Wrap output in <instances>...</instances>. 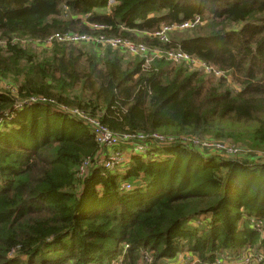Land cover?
<instances>
[{"label": "trees", "instance_id": "1", "mask_svg": "<svg viewBox=\"0 0 264 264\" xmlns=\"http://www.w3.org/2000/svg\"><path fill=\"white\" fill-rule=\"evenodd\" d=\"M113 1L107 10V0H0V78L16 86L15 96L0 91V264H146V255L157 263L183 252L212 264L247 247L264 264V238L250 225L264 221V163L178 143L132 156L118 174L97 164L90 130L61 110L116 134L212 136L264 153V0ZM197 15L209 20L205 34L144 44L186 53L221 77L91 45L39 54L13 43L67 31L141 43L131 32ZM160 152L167 158L153 161Z\"/></svg>", "mask_w": 264, "mask_h": 264}, {"label": "built area", "instance_id": "2", "mask_svg": "<svg viewBox=\"0 0 264 264\" xmlns=\"http://www.w3.org/2000/svg\"><path fill=\"white\" fill-rule=\"evenodd\" d=\"M113 0H107V10L114 5ZM64 11H67L66 7H63ZM83 20V18H80ZM203 18L201 16H194L187 21L181 23H174L171 25H164L158 31L153 33L154 40L159 43L167 44L168 36L171 32L174 31H186L193 29L202 25ZM93 30H103L102 26H90ZM41 46L52 47L55 44L59 45H91L94 49L100 54L103 53L106 49L120 51L122 53H127L132 57H139L145 60L146 63L149 62V59H166L172 61L173 63H184L188 66H193L191 69L203 70L206 73H215L220 75L219 72L215 71L211 66L206 65L205 63L183 53L181 51H165L160 49L157 46H149L144 43H136L129 39H123L119 37H107L105 35H90L82 34L78 32H56L48 36L42 41H37ZM47 47V48H49ZM197 66L200 68L197 69ZM22 107V106H20ZM19 107V108H20ZM63 110V109H61ZM69 114L73 115L81 121L93 135L94 141L99 147L100 154L97 159V164L101 165L105 170H111L114 168H121L125 156L123 155V148L128 147L132 148L138 154H145L151 145H160V146H172L175 144H182L188 147H204L214 151H231L232 149H227L222 143H212L208 141H201L197 137H182L180 141L177 142L173 137H164L158 134H116L110 131L105 126L101 125L97 119L83 115L77 110L68 111ZM89 166V163H85L79 171V175H82L86 168ZM124 190H129L130 185L128 183L121 186ZM250 225L253 228H256L261 237L264 238V221H258L255 219L250 220ZM250 250V249H249ZM165 260V259H163ZM161 260L158 263H154L150 255H146L144 261L146 264H164V261ZM179 261L180 264H199V259H196L193 256L188 255L187 259H182V256L174 259ZM173 261L171 264H174ZM263 262V255L258 254L256 256L252 255L248 249L243 251V253L236 259H232L225 256H219L215 259L214 264H260Z\"/></svg>", "mask_w": 264, "mask_h": 264}, {"label": "rangeland", "instance_id": "3", "mask_svg": "<svg viewBox=\"0 0 264 264\" xmlns=\"http://www.w3.org/2000/svg\"><path fill=\"white\" fill-rule=\"evenodd\" d=\"M98 13V12H97ZM99 13H102L99 11ZM85 18V17H84ZM208 21L207 19H204L203 18V23L202 25L198 26V27H195L193 29H190V30H186V31H174V32H171L168 36V42L169 43H172L174 41H179L180 39H184V38H189V37H193L195 35H203L205 34V31H206V27L208 25ZM164 25H161L160 28H162ZM159 28V29H160ZM158 29V30H159ZM131 35L133 36V38L135 39V41H138V42H141V43H146L145 41H147V43H150L152 40L154 41V37H153V33H141V32H131ZM4 41L0 40V46L4 45ZM13 43L14 44H18L20 45L22 48H25V49H29L30 51H36L37 53L39 54H43L44 52H49L50 51V48L49 46H41L37 41H29L28 39H25V38H14L13 39ZM151 46V45H149ZM49 47V48H47ZM158 47V46H157ZM87 48V47H86ZM35 52V53H36ZM124 59H126L125 61H130V60H133L132 57H129V56H124ZM153 59H149V62L148 64H145L146 66L150 64V62L152 61ZM168 61V60H167ZM172 62V61H170ZM173 63V62H172ZM176 64H183L185 66H187L189 68L190 71H196L195 69H191V67L193 66H188L184 63H176ZM200 68L199 66H197V69ZM198 71H201L200 69H198ZM218 77H221L223 76L222 74L220 75H217ZM217 76H215L216 78H218ZM10 78V77H9ZM227 85H229V87L233 90H237V86L234 85L232 82H231V79L230 77L228 76L227 77ZM0 91H7V92H10L12 95L15 96L16 94V86L13 84V82L9 79H2L0 78ZM63 111L65 113H69L67 110H65V108H63ZM68 115H71V114H68ZM17 115L13 116V118L11 119V121L13 119L16 118ZM73 116V115H72ZM185 138H188V137H185ZM200 139L201 141H208V142H212V143H222L223 145H225V147L227 149H232L234 150V152H231V151H225V152H221V151H214V150H210V149H207V148H204V147H191L192 149H195L197 151H199L201 154H203L204 156H209V157H214V156H218V157H221L223 159H240V160H247L251 163H254V164H262L264 163V153L263 152H260V151H256V150H251L249 147H246V146H243L239 143H236L233 139H219V138H215V137H212V136H205V137H200L198 138ZM125 147V146H124ZM123 147V148H124ZM168 147V146H167ZM153 148H149V150L152 151ZM126 150V151H125ZM148 151V150H147ZM146 151V152H147ZM123 152V155L125 156V159H124V162H123V165L121 168H117V173L118 174H122L124 173V171L126 170L127 168V165L130 161V158L132 156H141V154H138L136 153L135 150H133L132 148H125L122 150ZM131 155V156H130ZM145 155V154H144ZM160 156L159 157H154V158H151L153 161L155 160H164L167 158L166 156V153L164 152H160L159 154ZM113 170V169H111ZM110 171V170H109ZM128 182H121L120 186H123L124 184H126ZM130 185V189H131V183H128ZM129 189V190H130ZM128 191V190H126ZM201 222L202 220H194L191 222V224L195 227H198V225H201ZM246 249H248V251L256 256L258 254H262V252L260 250H256V248H253V249H250L247 247L245 249L242 250V252L235 256V257H229V258H232V259H236L237 257H239L243 251H245ZM188 255L190 256H193L195 257L196 259H198V257L193 254V253H190V252H183V253H180V254H177L175 257L173 258H166L164 261V264H171L173 261H175L174 259L176 258H179L180 256H182V259H187L188 258ZM219 256H225V257H228L225 254H222V255H217V257ZM215 258V259H216ZM215 261V260H214ZM160 262V261H159ZM158 263V262H157ZM116 264V263H115ZM174 264H180L179 261H175ZM199 264H201V262H199ZM212 264H214V262H212ZM261 264V263H260Z\"/></svg>", "mask_w": 264, "mask_h": 264}, {"label": "crops", "instance_id": "4", "mask_svg": "<svg viewBox=\"0 0 264 264\" xmlns=\"http://www.w3.org/2000/svg\"><path fill=\"white\" fill-rule=\"evenodd\" d=\"M155 147V145H151V147L150 148H154ZM123 148V147H122ZM126 147H124L123 149H125ZM128 148V147H127ZM126 151V150H125ZM131 156V155H130Z\"/></svg>", "mask_w": 264, "mask_h": 264}]
</instances>
